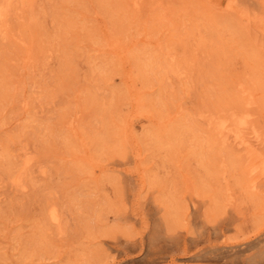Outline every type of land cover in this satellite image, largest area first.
<instances>
[{
	"label": "rangeland",
	"instance_id": "obj_1",
	"mask_svg": "<svg viewBox=\"0 0 264 264\" xmlns=\"http://www.w3.org/2000/svg\"><path fill=\"white\" fill-rule=\"evenodd\" d=\"M0 12V264H264L261 8Z\"/></svg>",
	"mask_w": 264,
	"mask_h": 264
},
{
	"label": "bare ground",
	"instance_id": "obj_2",
	"mask_svg": "<svg viewBox=\"0 0 264 264\" xmlns=\"http://www.w3.org/2000/svg\"><path fill=\"white\" fill-rule=\"evenodd\" d=\"M231 3V2H230ZM233 3V2H232ZM236 4L239 6V7H241V9L242 10H244L246 13H248L249 15L252 13V12H255V10L256 9H258V7L259 8H261V10H262V12H261V14H260V16H257V19H258V21L260 22V23H262V25H263V27H264V0H236ZM235 12V11H234ZM240 15V14H239ZM253 15V14H252ZM3 17V14L0 12V19ZM243 19V18H242ZM245 20H246V18H245ZM258 24V23H257ZM248 26V25H247ZM256 29V28H255ZM261 32V31H260ZM256 33V32H255ZM238 115V114H237ZM241 116V115H240ZM251 116V115H250ZM227 118V117H226ZM225 118V119H226ZM236 118V117H235ZM242 118V117H241ZM223 120H224V118H222ZM231 119H234V118H232L231 117ZM248 119H249V117H248ZM245 120H246V118H245ZM244 119L243 120H241V121H238L239 122V125L241 124L242 126L243 125H245L247 122L245 121ZM222 121V120H221ZM220 121V122H221ZM226 121V120H225ZM232 121H234V120H232ZM235 121H236V119H235ZM234 121V122H235ZM231 122V121H230ZM223 124V126L222 127H224V128H227L228 126H227V124L226 123H228V122H222ZM218 125H220V124H218ZM233 127H235V126H233ZM245 127V126H244ZM217 129V128H216ZM230 129V128H229ZM232 129V128H231ZM229 130V131H232V130ZM245 129V128H244ZM224 130V129H223ZM219 131H221L222 132V130L220 129ZM227 132V131H226ZM225 132V133H226ZM240 132V131H239ZM231 133H233V132H231ZM228 134V133H227ZM230 134V133H229ZM234 134H235V131H234ZM233 134V135H234ZM232 135V136H233ZM223 136H226L225 134L223 135ZM231 136V135H230ZM240 135H238V137H239ZM244 136V135H243ZM227 138V137H226ZM242 138H244V137H242ZM239 139H241V138H239ZM230 140H231V138H230ZM237 140V139H236ZM234 141V140H233ZM240 141V140H239ZM259 141V140H258ZM258 141H256V142H258ZM246 140H244V139H241V141L239 142L240 144H243V145H246ZM251 145V144H250ZM249 145V146H250ZM257 146V145H256ZM248 146H246V148H247ZM256 150V149H255ZM253 151V150H252ZM247 156L249 155V154H246ZM255 158V157H254ZM253 158V159H254ZM249 160V159H248ZM251 161V160H250ZM264 161V160H263ZM263 163V162H262ZM263 167H264V165H263ZM254 169V167L252 168V171L254 172V171H256L255 169ZM259 170V169H258ZM264 170V169H263ZM251 186V185H250ZM254 187H258L257 185H255L254 184ZM200 200V199H199ZM195 205H196V202L194 203ZM195 205H193L194 207H195ZM56 212V211H55ZM52 213V212H51ZM53 214V213H52ZM207 215V214H206ZM55 218H56V216H55ZM59 218V217H58ZM56 221V220H55ZM219 226V225H218ZM248 244V243H247ZM261 247V246H260ZM256 248V247H255ZM252 249V248H251ZM254 249V248H253ZM264 249V248H263ZM247 260V259H246Z\"/></svg>",
	"mask_w": 264,
	"mask_h": 264
}]
</instances>
